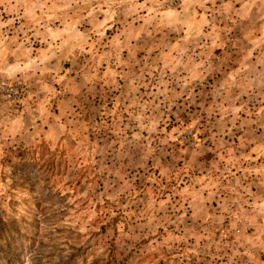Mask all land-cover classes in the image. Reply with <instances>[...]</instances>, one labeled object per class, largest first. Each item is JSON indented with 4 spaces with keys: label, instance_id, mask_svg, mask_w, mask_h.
<instances>
[{
    "label": "clouds",
    "instance_id": "clouds-1",
    "mask_svg": "<svg viewBox=\"0 0 264 264\" xmlns=\"http://www.w3.org/2000/svg\"><path fill=\"white\" fill-rule=\"evenodd\" d=\"M0 264H264V0H0Z\"/></svg>",
    "mask_w": 264,
    "mask_h": 264
},
{
    "label": "rangeland",
    "instance_id": "rangeland-1",
    "mask_svg": "<svg viewBox=\"0 0 264 264\" xmlns=\"http://www.w3.org/2000/svg\"><path fill=\"white\" fill-rule=\"evenodd\" d=\"M15 228V224L14 223H10V224H0V234L9 232L10 230Z\"/></svg>",
    "mask_w": 264,
    "mask_h": 264
}]
</instances>
